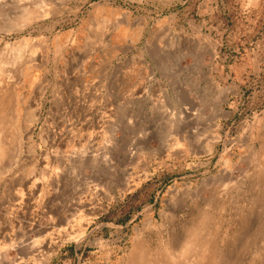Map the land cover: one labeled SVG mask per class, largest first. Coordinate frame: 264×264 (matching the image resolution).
Listing matches in <instances>:
<instances>
[{"label": "rangeland", "instance_id": "obj_1", "mask_svg": "<svg viewBox=\"0 0 264 264\" xmlns=\"http://www.w3.org/2000/svg\"><path fill=\"white\" fill-rule=\"evenodd\" d=\"M1 83L0 264H264V0H0Z\"/></svg>", "mask_w": 264, "mask_h": 264}, {"label": "bare ground", "instance_id": "obj_2", "mask_svg": "<svg viewBox=\"0 0 264 264\" xmlns=\"http://www.w3.org/2000/svg\"><path fill=\"white\" fill-rule=\"evenodd\" d=\"M106 23V22H105ZM36 50H38L36 48ZM46 53H48V48L46 49ZM112 50V49H111ZM110 50V51H111ZM74 51V49H73ZM79 52V51H78ZM100 53V52H99ZM37 54V53H35ZM34 54V55H35ZM97 54V53H96ZM71 56V55H70ZM48 57V56H47ZM33 58H35L33 56ZM51 58V57H50ZM61 79V78H60ZM20 81V80H19ZM38 99H41L42 98V93L39 91V94L37 95ZM36 97V95H35ZM36 98V99H37ZM35 102V101H34ZM32 103V102H31ZM38 106V105H37ZM38 118V117H37ZM53 118V117H52ZM78 119V118H77ZM86 124V123H85ZM88 125V124H86ZM99 125V124H98ZM54 126V125H53ZM91 127V126H90ZM59 128V127H58ZM56 131V130H55ZM74 142V141H73ZM64 144V143H63ZM74 145H82L83 142H79L78 144H75L73 143ZM85 144V143H84ZM27 155V154H26ZM29 161V160H28ZM55 162V160L53 161L52 159H49L47 158V156L44 158V160L42 161L41 165L42 167L46 168V167H49L48 165H52V163ZM92 162V161H91ZM63 166V165H62ZM53 167V166H52ZM57 168V167H56ZM56 168L52 169V170H55ZM56 171V170H55ZM53 172V171H52ZM65 174V173H64ZM30 175V174H29ZM31 176V175H30ZM130 176V175H129ZM43 177V176H41ZM59 177V175H58ZM37 179V178H36ZM27 180V179H26ZM67 181V180H66ZM38 183V182H37ZM25 184V183H24ZM34 184V182H33ZM36 185V184H35ZM25 185H23L24 187ZM37 186V189H35L37 192L38 191H41L42 187L41 185H36ZM46 186V184H45ZM46 188V187H45ZM34 190V189H33ZM31 190V187H28L27 188V192L29 191V193L31 194L32 192H35L37 194V192L34 190ZM127 190V189H126ZM33 194V193H32ZM21 197V196H20ZM36 198V197H35ZM94 194L92 192H90V189L87 188L85 190H80L76 193L75 195V202H74V206L73 208H66L65 210V214L63 212H61L60 210L63 208H59L57 209L58 211H56L55 213H49L47 212L48 210L45 209L44 213H47L49 214L50 216H52L53 218H55V220L52 221V223H50L51 225L49 227H56V230H57V236L54 237V240H53V243H56L57 241H59V239H70V238H77V239H80L83 235H84V231H85V226L90 222V218L89 217H82L81 216V219H75L76 216L74 215L75 212H78V211H81L83 207H85V205L87 204H92L94 201ZM92 201V202H91ZM25 202H27V204L31 203L30 201L27 200V198L25 199ZM19 203V202H17ZM96 204L95 207L96 208V213L95 214H98L99 215V211L103 210L101 208L100 210V203L99 202H94ZM21 204V203H20ZM25 205V203H23ZM22 204V205H23ZM100 205V206H98ZM49 206V205H48ZM28 207V205H27ZM31 207V205H30ZM24 210V209H23ZM44 210V209H43ZM86 210V209H85ZM92 211V210H91ZM61 212V213H60ZM84 212V211H82ZM24 213V212H23ZM63 213V214H62ZM32 215V214H31ZM28 216V215H27ZM56 216V217H55ZM30 217V215L28 216ZM27 217V218H28ZM26 218V219H27ZM84 220V221H83ZM37 221V220H36ZM30 226H31V229L33 228L34 229V226H36V228L40 231L41 230V233L46 231V227L43 228L44 226L40 225V223L38 222H30ZM60 227V228H58ZM12 228V227H11ZM48 228V227H47ZM55 229V228H54ZM10 234V233H9ZM9 234H6L7 236H9ZM12 235V234H10ZM9 238H11L9 236ZM14 238V237H13ZM43 240H41L39 237L38 239H36L34 241V244H33V250L35 252L37 251H40L41 249H43L44 247L46 248L48 246V244H52V241H44V238H42ZM12 240V239H11ZM50 247V246H48ZM31 254V253H30Z\"/></svg>", "mask_w": 264, "mask_h": 264}, {"label": "crops", "instance_id": "obj_3", "mask_svg": "<svg viewBox=\"0 0 264 264\" xmlns=\"http://www.w3.org/2000/svg\"><path fill=\"white\" fill-rule=\"evenodd\" d=\"M2 82V81H1ZM3 83V82H2ZM0 84V86L1 87H4L5 85H3V84ZM0 111H4V115H6V117H4L5 119L4 120H7V121H5L6 122V125L7 126H9L10 127V129H11V124H10V122H9V120H8V118H7V116H8V113H9V110L6 112V109L5 108H2L1 106H0ZM12 130V129H11ZM9 139L11 140V136L9 137ZM9 140L7 139V137H6V142H8ZM2 146H0V149H4L5 151H6V146L3 144V147L1 148Z\"/></svg>", "mask_w": 264, "mask_h": 264}]
</instances>
